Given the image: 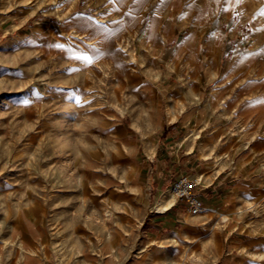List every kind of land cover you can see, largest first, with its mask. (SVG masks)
<instances>
[{
  "label": "rangeland",
  "instance_id": "374dc122",
  "mask_svg": "<svg viewBox=\"0 0 264 264\" xmlns=\"http://www.w3.org/2000/svg\"><path fill=\"white\" fill-rule=\"evenodd\" d=\"M244 2L252 8L243 10ZM262 11L264 0H243L229 17L221 9L174 28L166 49L178 53L163 60L143 27L86 64L66 50L79 34L67 31L72 11L63 0H0V264L237 258L222 247L220 233L228 230L215 215L203 212L187 224L194 216L175 198L172 209L183 216L171 233L162 228L173 211L159 210L158 201L174 196L182 177L202 183L195 169L202 162L191 169L174 163L186 148L207 158L208 168L264 182V107L239 121L229 106L235 92L217 89L256 85L264 95ZM236 52L261 54V68L252 60L230 76ZM173 126L182 131L169 140L163 128ZM220 132L222 139H211ZM246 212L264 238V192ZM251 259L264 264V255Z\"/></svg>",
  "mask_w": 264,
  "mask_h": 264
},
{
  "label": "crops",
  "instance_id": "0c3cea01",
  "mask_svg": "<svg viewBox=\"0 0 264 264\" xmlns=\"http://www.w3.org/2000/svg\"><path fill=\"white\" fill-rule=\"evenodd\" d=\"M63 2L69 5L72 11L67 21L64 22L68 28L67 31L79 34V41H73V43L77 42V45L69 42L66 50L74 60H81L86 64H92L103 57L105 58L117 38L138 34L139 29L143 27L148 28L145 42L153 43V46L158 50L156 54L163 60L178 53L176 50L168 55L166 49L169 40L177 33L174 28H184L193 22L199 24L213 17L221 9L226 17H229V12H232L233 15L236 11L234 0L232 3H229L228 0H224V3L222 0L219 2L217 0H164V2L144 0L139 5H134L133 0H125L123 4L119 0L116 3H111L110 0H63ZM242 7L243 10H248L252 8V3L244 2ZM130 10L132 15L128 14ZM218 35L221 40L219 43H224L226 36L220 33ZM82 42L83 44H80ZM181 45L182 43H180ZM82 46L85 48L84 50L81 49ZM84 58L90 62H86ZM230 58L228 70L230 76L245 73L252 60H255L258 69L263 63L262 55L253 52H236ZM236 87L237 84L232 83L217 84L218 90L227 89L235 92L234 99L229 104L234 115L243 122L249 118L260 116L262 107H264V95L260 96L259 92L263 87L246 84ZM253 94L258 97L250 98ZM163 130L167 132L169 140H171L176 137L179 130L182 131V128L173 126L171 128L164 127ZM222 137L223 133L220 132L211 139L215 141ZM261 146L263 149L258 154L264 156V141ZM175 147H177L175 154L178 155V151H182L183 147L181 144L175 145ZM195 153L194 150L188 151L186 148L184 153L181 152L182 158L178 162L176 159L174 163H180V166H185L187 169L203 163L201 168L195 169L203 179L197 193L204 201V212L215 215V219L228 230L225 233H220L219 241L224 250L238 253L237 258H228L223 264H260L253 261L251 256L262 257L264 255V238L255 236L258 234V230L253 229L252 223H250L251 219H248L249 212L246 210L253 203L259 202L261 194L264 192V182L261 177H259L260 181L238 180L235 173L227 172L228 169L223 168V171H217L208 168L206 165L210 164L206 163L207 158H202L200 155L193 157ZM261 158L264 159V157ZM175 204L167 212L173 211L172 208ZM179 216L183 215L174 211L169 213L167 220H163L165 224H163L162 230L167 227L171 229V233L174 232L176 225L182 223ZM199 221L200 219L194 216L187 224L194 225ZM204 242L205 244L209 243L207 240Z\"/></svg>",
  "mask_w": 264,
  "mask_h": 264
},
{
  "label": "built area",
  "instance_id": "2783aa9c",
  "mask_svg": "<svg viewBox=\"0 0 264 264\" xmlns=\"http://www.w3.org/2000/svg\"><path fill=\"white\" fill-rule=\"evenodd\" d=\"M200 184L195 179L185 176L180 178L174 184V194L176 196L177 202H185L189 206V212L192 216H199L205 211L204 201L201 199L200 195L197 193V189Z\"/></svg>",
  "mask_w": 264,
  "mask_h": 264
},
{
  "label": "bare ground",
  "instance_id": "6f19581e",
  "mask_svg": "<svg viewBox=\"0 0 264 264\" xmlns=\"http://www.w3.org/2000/svg\"><path fill=\"white\" fill-rule=\"evenodd\" d=\"M157 43V42H156ZM99 45V44H98ZM97 46V45H96ZM98 47V46H97ZM107 49V48H106ZM187 52V51H186ZM175 198L176 196H172L171 198L169 199H166L165 197H161L158 201V207H159V210H162V211H167L168 209H170L172 207V205L175 203ZM178 242V241H176Z\"/></svg>",
  "mask_w": 264,
  "mask_h": 264
},
{
  "label": "snow or ice",
  "instance_id": "6c2138e0",
  "mask_svg": "<svg viewBox=\"0 0 264 264\" xmlns=\"http://www.w3.org/2000/svg\"><path fill=\"white\" fill-rule=\"evenodd\" d=\"M110 2H111V3H116L117 0H110ZM119 2H120L121 4H123V3H125V0H119ZM143 2H144V0H133V4H134V5H139V4H142ZM161 2H164V0H161ZM217 2H219V0H217ZM228 2H229V3H232L233 0H228ZM242 2H243V0H234V3H235V4H240V3H242ZM128 14H129V15H132V11L130 10ZM260 15L264 16V11H262V12L260 13ZM84 59L86 60V62H90V61H87V58H84Z\"/></svg>",
  "mask_w": 264,
  "mask_h": 264
}]
</instances>
